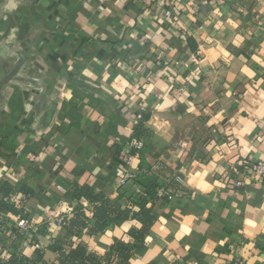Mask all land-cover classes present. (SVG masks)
Returning <instances> with one entry per match:
<instances>
[{
	"label": "crops",
	"instance_id": "obj_1",
	"mask_svg": "<svg viewBox=\"0 0 264 264\" xmlns=\"http://www.w3.org/2000/svg\"><path fill=\"white\" fill-rule=\"evenodd\" d=\"M261 160L264 0H0V179L33 191L18 202L47 263L58 240L111 264L115 240L143 229L67 238L55 220L88 185L121 210L155 187L130 264H264ZM0 216V256H32Z\"/></svg>",
	"mask_w": 264,
	"mask_h": 264
},
{
	"label": "trees",
	"instance_id": "obj_2",
	"mask_svg": "<svg viewBox=\"0 0 264 264\" xmlns=\"http://www.w3.org/2000/svg\"><path fill=\"white\" fill-rule=\"evenodd\" d=\"M190 45H193L192 40H190ZM152 189H143L146 197L142 196L140 201L131 208L121 210L104 197L96 195L90 186L75 185L72 198L77 207L73 208L71 216L66 217L62 224L66 237L80 241L85 236L96 238L117 222L137 221L143 226V229H132L129 233L135 244L131 245L122 240H115L112 249L111 264H130L139 246L145 242L147 232L156 222L152 210L148 208V196L152 195ZM20 195L28 199L33 195V191L27 187L17 190L13 185L0 179V213L29 220L30 210L26 208V201L18 202ZM83 202L94 205L90 215L87 213ZM30 243L33 246L38 244L37 233L34 234ZM50 249L59 256L58 261L52 264H104L106 261L105 257L89 251L82 242L75 246L70 243V246L66 247L65 242L57 240ZM44 256V251L41 249H37L32 256L28 257L16 252L13 248L8 258L0 256V264H49L45 261Z\"/></svg>",
	"mask_w": 264,
	"mask_h": 264
},
{
	"label": "built area",
	"instance_id": "obj_3",
	"mask_svg": "<svg viewBox=\"0 0 264 264\" xmlns=\"http://www.w3.org/2000/svg\"><path fill=\"white\" fill-rule=\"evenodd\" d=\"M172 17L171 12L166 13V19H169ZM249 175L252 176L253 179H257L260 183L264 184V160L256 161L252 164V166L249 168ZM126 180L125 178H122L121 184H125ZM161 192L164 194V196H167L169 200H172L175 195L179 194V192H173L170 190V188L166 187L164 189H161ZM56 223L58 226H62L64 218H57ZM16 224V228L19 230V234L31 244V239L34 237V234L36 233L35 229L31 226L30 220L28 219H19L17 218L14 220ZM11 224L8 221V217L0 216V233L6 234L7 231L5 229V226H9ZM11 228V226H10ZM11 235V234H10ZM36 249H41V246L39 244L34 246Z\"/></svg>",
	"mask_w": 264,
	"mask_h": 264
},
{
	"label": "rangeland",
	"instance_id": "obj_4",
	"mask_svg": "<svg viewBox=\"0 0 264 264\" xmlns=\"http://www.w3.org/2000/svg\"><path fill=\"white\" fill-rule=\"evenodd\" d=\"M41 246V245H40Z\"/></svg>",
	"mask_w": 264,
	"mask_h": 264
}]
</instances>
